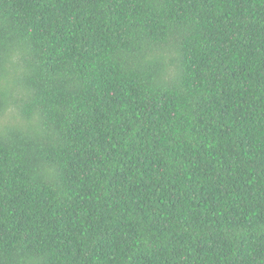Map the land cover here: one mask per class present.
Wrapping results in <instances>:
<instances>
[{"label":"trees","instance_id":"16d2710c","mask_svg":"<svg viewBox=\"0 0 264 264\" xmlns=\"http://www.w3.org/2000/svg\"><path fill=\"white\" fill-rule=\"evenodd\" d=\"M0 264H264V0H0Z\"/></svg>","mask_w":264,"mask_h":264}]
</instances>
